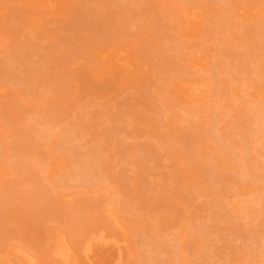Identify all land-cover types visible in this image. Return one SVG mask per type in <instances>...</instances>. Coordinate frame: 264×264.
<instances>
[{"label":"rangeland","instance_id":"rangeland-1","mask_svg":"<svg viewBox=\"0 0 264 264\" xmlns=\"http://www.w3.org/2000/svg\"><path fill=\"white\" fill-rule=\"evenodd\" d=\"M262 64L264 0H0V264H24L15 247L61 264L57 231L79 254L100 227L125 228L132 264H264ZM198 76L205 100L186 93Z\"/></svg>","mask_w":264,"mask_h":264},{"label":"bare ground","instance_id":"bare-ground-1","mask_svg":"<svg viewBox=\"0 0 264 264\" xmlns=\"http://www.w3.org/2000/svg\"><path fill=\"white\" fill-rule=\"evenodd\" d=\"M124 11V8L122 9ZM126 12L128 10L126 9ZM179 13L184 16L185 18H188L189 15L193 16V13L188 12L186 8L179 9ZM141 14L138 12L137 16H140ZM223 26V24H221ZM119 30H121L122 34H128L127 30L123 25H118L117 27ZM253 40H256V38H253ZM226 53L229 55H232L233 51L230 48H226ZM262 73L264 75V65L261 66ZM10 75L12 78H15L16 75L14 73L10 72ZM209 80L210 78H204L202 76L195 77L193 81L186 80L184 82V85L186 86V93H189L190 96L194 97L193 99L198 100H205V98L209 97L210 95V86H209ZM235 81H231V87L233 86V83ZM219 101V100H218ZM170 104H173L172 101H169ZM172 106H176L175 103ZM250 130H253L254 132L257 131V129L250 128ZM262 132H264V125L260 128ZM48 127H43L39 134H45L46 140H51L50 134H48ZM1 132V131H0ZM38 134V135H39ZM205 139L214 141L217 143L218 138L215 137L213 133L210 131H207L205 134ZM198 140L196 138H191L188 140V146L189 148L194 150V146L197 144ZM264 145V143H263ZM221 145L219 146V149H221ZM21 144H18L15 146V151L20 150ZM57 150L63 154V151L65 150L64 146L62 144H59L57 146ZM2 156H5V153L1 154ZM243 163V162H242ZM240 164H238L239 166ZM199 167L202 171H209L214 172L215 167H213L210 163L204 162L202 160H199ZM242 190V186L239 188ZM5 191L8 194H12L15 192V188L12 181H8L5 185ZM252 196V195H250ZM146 198L145 196H142ZM42 202L44 204H51L49 199V191H36L34 193V203L38 204V206H42ZM252 200H241L237 199L234 206H236V210L238 211H245L247 212L248 209L252 207L250 204ZM5 203H7L5 201ZM3 206V205H2ZM44 206V205H43ZM105 215L110 220L111 223L117 224L119 227V223L117 222V218L114 214L115 209L113 208L112 203L105 204ZM217 207L224 208V205L220 200L217 201ZM247 210V211H246ZM264 220V219H263ZM123 231V238H118L113 235L106 234L105 229L99 228L98 230H91L88 235L85 236L83 242L79 244V254L74 251L72 244L70 243L68 239L67 233L63 231H57L50 242L49 245V253L52 256V258L56 261H58L61 264H80L79 258L81 257L83 260H86L87 264H97L95 263V260L93 258L97 257L96 250L99 248L102 249H110L113 253H115L113 256L111 253H107V256L104 255L106 258H110L111 263L110 264H132L133 262L131 257V250L128 247L127 240H126V230L124 227L121 228ZM160 237H166V234L161 232ZM175 237L180 241V237L178 238V235H175ZM183 237V236H182ZM181 237V238H182ZM104 247V248H103ZM100 250V249H99ZM126 250V252H123ZM14 252L16 255L24 261V264H37V258L32 255L30 252H28L26 249L22 247H15ZM107 252V251H106ZM170 254H167V257L165 259H160L158 256H151V261L149 263L153 264H180V259H178V252L177 251H171ZM112 256V257H111ZM180 257V256H179Z\"/></svg>","mask_w":264,"mask_h":264}]
</instances>
